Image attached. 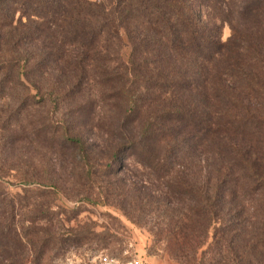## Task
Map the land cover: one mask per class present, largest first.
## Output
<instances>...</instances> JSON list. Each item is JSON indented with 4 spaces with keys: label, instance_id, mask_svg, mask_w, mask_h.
Returning <instances> with one entry per match:
<instances>
[{
    "label": "trees",
    "instance_id": "obj_1",
    "mask_svg": "<svg viewBox=\"0 0 264 264\" xmlns=\"http://www.w3.org/2000/svg\"><path fill=\"white\" fill-rule=\"evenodd\" d=\"M96 99L140 122L113 158L139 154L167 178L186 205L176 240L195 259L221 222L211 264H264V0H0V127H82ZM58 140L87 153L67 128ZM188 161L206 180L174 169ZM23 195L0 184V264L70 241L51 220L26 226L50 209Z\"/></svg>",
    "mask_w": 264,
    "mask_h": 264
},
{
    "label": "rangeland",
    "instance_id": "obj_2",
    "mask_svg": "<svg viewBox=\"0 0 264 264\" xmlns=\"http://www.w3.org/2000/svg\"><path fill=\"white\" fill-rule=\"evenodd\" d=\"M230 34V26L223 25V39ZM95 102L93 120L82 118V127H38L35 134L32 127H0V184L12 195L25 194L30 208L40 202L50 209V215H33L35 223L25 225L42 227L51 220L70 239L58 251L45 250L43 258L31 254L27 264H88L102 253L136 254L152 264H199L202 258L211 264L222 223L212 224L195 259L191 242L182 245L176 240L186 205L168 191L167 178L160 177L139 154L113 158V148L122 142L119 135L124 130L139 131L140 122L123 118L113 99ZM60 113L52 109L54 122ZM6 128L17 137L5 145L1 140ZM65 128L84 138L85 155L60 144L58 137ZM150 150L161 152L158 144ZM196 161L174 169L180 168L199 183L206 180V163ZM109 164L110 170L105 171ZM24 189L35 191L24 193Z\"/></svg>",
    "mask_w": 264,
    "mask_h": 264
},
{
    "label": "built area",
    "instance_id": "obj_3",
    "mask_svg": "<svg viewBox=\"0 0 264 264\" xmlns=\"http://www.w3.org/2000/svg\"><path fill=\"white\" fill-rule=\"evenodd\" d=\"M88 264H152L150 261L136 254L126 253L125 257H120L108 253L95 256Z\"/></svg>",
    "mask_w": 264,
    "mask_h": 264
}]
</instances>
